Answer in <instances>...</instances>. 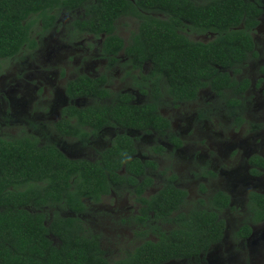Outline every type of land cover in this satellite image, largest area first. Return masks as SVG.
Here are the masks:
<instances>
[{
  "label": "trees",
  "instance_id": "16d2710c",
  "mask_svg": "<svg viewBox=\"0 0 264 264\" xmlns=\"http://www.w3.org/2000/svg\"><path fill=\"white\" fill-rule=\"evenodd\" d=\"M261 7V0H0V61L14 58L25 47L36 48L32 32L39 28V36L48 33L61 12L75 16V35H104L103 53L116 55L124 47L115 34L117 22L135 18L138 31L124 52L136 69L151 64L140 82L145 88L141 94H149L150 101L133 106L127 94L110 93L101 88L100 80L80 76L65 84V95L96 103L86 109H65L68 120L56 125L57 132L82 141L85 126L93 135L106 127H121L170 137L179 148L159 113L161 87L173 103L196 101L199 91L210 89L225 102L237 125L243 124L240 97L250 84L237 78L257 58L253 33ZM183 27L214 38L207 43L191 41L180 33ZM134 154L133 140L125 135L94 162L70 160L53 144L41 145L31 135L0 137V264L198 262L200 255L220 244L227 227L221 216L233 210L229 196L216 193L183 214L187 194L170 177L158 193L145 198L152 185L145 167L151 166ZM122 188L131 189L140 205L135 223L150 228L156 240L144 238L122 259L110 262L99 236L87 232L81 217L87 213L86 201L98 204ZM246 213L235 233L241 240L251 237L252 226L264 223V195L250 193Z\"/></svg>",
  "mask_w": 264,
  "mask_h": 264
},
{
  "label": "rangeland",
  "instance_id": "374dc122",
  "mask_svg": "<svg viewBox=\"0 0 264 264\" xmlns=\"http://www.w3.org/2000/svg\"><path fill=\"white\" fill-rule=\"evenodd\" d=\"M72 18V14L59 13L49 33L39 36V28L32 32L37 43L35 49L25 48L15 58L0 61V137L31 135L41 144L58 145L67 157L94 161L97 159L95 152L106 147L116 132L103 133L89 149H83L74 142L56 137L52 129L61 108L68 104L64 96L65 83L81 70L99 76L106 67L99 55L101 41L92 36L74 35L70 29ZM137 28L136 20L121 19L117 33L127 39ZM185 35L202 43L214 38L212 34L197 35L189 31ZM253 38L257 58L247 63L239 78L250 83L242 112L245 123L240 129L233 127L232 120L225 114L224 104L211 91L204 90L192 104L177 108L168 100L161 104V114L170 120L183 142L177 153L172 155L171 146L154 136H139V157L158 163V171L151 175L154 187L147 197L154 195L170 174L177 177L176 186L189 195L186 210L199 208V200L207 202L217 191L230 195L234 209L221 216L227 226L224 241L218 248L211 249L207 264H264V224L253 227L247 242L235 240L237 229L247 218L248 193L256 189L264 192V179L250 178L247 167L250 157L264 156V15ZM84 63L88 67L85 68ZM135 75L120 66L110 71L109 76L113 92L132 93L140 104L146 99L134 90ZM260 80L261 84L256 86ZM86 104L84 100L74 102L78 107ZM157 144L163 146L166 153L149 156L147 148ZM201 187H205V194L200 192ZM138 208L133 196L120 190L98 205L88 204L87 213L81 217L87 232L99 236L101 249L110 262L122 259L144 238L154 240L150 228L135 223ZM57 212L69 216L61 210Z\"/></svg>",
  "mask_w": 264,
  "mask_h": 264
},
{
  "label": "flooded vegetation",
  "instance_id": "af4514ba",
  "mask_svg": "<svg viewBox=\"0 0 264 264\" xmlns=\"http://www.w3.org/2000/svg\"><path fill=\"white\" fill-rule=\"evenodd\" d=\"M130 1H133V0H130ZM195 1H201V0H195ZM261 3H262V7H261V9H262V14H261V16L259 17V19H258V22H259V24H260V19H261V17L264 15V9H263V7H264V0H261ZM199 4V3H198ZM57 15H59V13L57 14ZM73 15V14H72ZM156 16L155 17H157V18H159V19H162V20H166L167 19V17L165 16V15H162V14H155ZM75 16L73 15V18H72V20H71V22H70V29H71V31H72V33L75 35V31L73 30V27H72V22H73V20L75 19L74 18ZM121 19H127V18H121ZM120 19V20H121ZM129 19H134V20H136L137 22H138V27H139V21L137 20V19H135V18H129ZM119 20V21H120ZM57 21H58V19L56 20V22H55V24H54V26H53V28L55 27V25H56V23H57ZM118 21V22H119ZM118 22H117V24H118ZM259 27V25L257 26V28ZM52 28V29H53ZM256 28V29H257ZM51 29V30H52ZM255 29V30H256ZM50 30V31H51ZM49 31V32H50ZM138 31V28L136 29V32ZM186 31H189V32H191L192 34L194 33V34H197V33H195V32H193L192 31V29H190V28H188V27H183L182 28V30L180 31V33L184 36V37H186L187 39H189L186 35H185V33H186ZM48 32V33H49ZM136 32H134V33H136ZM134 33H132V34H130V36L127 38V39H123L121 36H119L118 35V33H117V25H116V36H117V38H119L121 41H122V44H123V50L122 51H119V52H117V54L116 55H113V54H105V53H103V50H102V47H103V43H104V41H105V36L104 35H100L99 36V38H95L93 35H91V34H82V35H77V36H92L95 40H97V41H101V45H100V51H99V55H100V57L105 61V63H106V67H105V71L103 70V73L102 74H100L99 76H91V75H88V74H85V73H83L82 71L83 70H81V72H80V74H78L75 78H73V79H71V80H75V79H77L78 77H80V76H85V77H88V78H91V79H97V80H100V82H101V88H103L104 90H106V91H109L110 93H113V94H127L128 96H130V98H131V101H130V104L131 105H133V106H142V105H144V104H147L149 101H150V96H149V94H147V95H143V94H141V92H140V90L142 89V90H144L145 88L144 87H141L140 85H141V81H142V77H144V76H146L148 73H149V71H150V69H151V64L150 63H145L142 67H141V69H136L133 65H132V63L130 62V58L129 57H127L126 56V54H125V52H124V49L125 48H127L129 45H130V40H131V36L134 34ZM47 34V33H46ZM197 35H203V34H197ZM204 35H207V34H204ZM189 40H191V39H189ZM191 41H193V40H191ZM194 42H198V41H194ZM202 43V42H201ZM26 48V47H25ZM25 48H23L22 49V51L25 49ZM35 49V48H34ZM256 49V48H255ZM21 51V52H22ZM20 52V53H21ZM19 53V54H20ZM18 54V55H19ZM17 55V56H18ZM16 57V56H15ZM14 57V58H15ZM13 59V58H12ZM122 62H123V64H122ZM83 66H85V68L86 67H88V64H86V63H84V65ZM120 66H124V68L125 69H128L129 70V72L130 73H135L136 75L135 76H133L134 77V81H133V84H134V90L138 93V95H140V96H142L143 98H145L146 100L143 102V103H140V104H138V103H136V100H135V96L132 94V93H124V92H113V88H112V84H111V80H110V71H112L113 69H116V68H118V67H120ZM243 70V69H242ZM241 75H242V73H241ZM241 75L237 78V80L238 81H240V80H247V79H239L240 77H241ZM71 80H68L67 82H69V81H71ZM248 81V80H247ZM66 82V83H67ZM65 83V84H66ZM250 84V83H249ZM261 84V80L260 81H258V83L256 84V86H259ZM161 89H162V101H161V103H160V107H159V113H160V115L163 117V118H165L167 121H168V123H169V129L166 131V133L168 134V135H170V136H172L173 138H176L179 142H180V147L179 148H175L174 146H173V144L171 143V141L172 140H170V137H167V136H165V137H160L158 134H156V133H152V134H144L143 132H141V131H138V130H134V129H125V128H121V127H106V128H104V129H102L101 131H99L96 135H93L92 134V131H91V129L89 128V127H83V132H84V135H83V137H82V141H78V140H76L75 138H72V137H68V136H63L62 134H59L58 132H57V129H56V125L58 124V123H60V121H62L63 119H67L68 120V117H66L65 115H64V111H65V109H67L68 107H75V108H77V109H86V108H88V107H90V106H92V105H94L96 102L94 101V100H92V99H88V98H76V99H69L66 95H65V91H64V96L66 97V100H67V102H68V104L67 105H65V107H62L61 108V110H60V113H59V119L57 120V121H55L54 123H53V125H52V129H53V132H54V134H55V136L56 137H58V138H60V139H62V140H66V141H70V142H74V143H76L77 145H79L81 148H83V149H89L93 144H94V142L96 141V140H98L100 137H101V135L103 134V133H106L107 131H112V132H116V133H114L113 134V136H112V139H111V141H110V143L106 146V147H104V148H102V149H99L98 151H96L95 152V154H96V160H94V161H97V160H99L100 158H101V154H103V153H105L107 150H109V149H111V147H112V144H113V142L116 140V138L117 137H119V136H122V135H125V136H127V137H129V138H131L132 140H133V143H134V148H135V154H134V158H136L137 160H139L140 162H142V163H149L150 164V166L151 167H153L154 166V168H156V170H154L153 168H151V167H145L146 168V171H145V177L147 178V179H150L151 180V182H152V185H151V187L144 193V197L145 198H150V197H152V196H154L156 193H158L163 187H164V184L167 182V179L168 178H170V177H174V179H175V182H174V185H175V187L177 188V189H179L177 186H176V182H177V177L175 176V175H173V174H170L169 176H166L165 177V180H164V183H163V185H162V187L154 194V195H152V196H150V197H147V193L154 187V179H153V177L151 176L153 173H155V172H157L158 171V163L156 162V161H154L153 159H149V158H147V159H142V158H140L139 157V146H140V142H141V138L139 137V136H141V137H151V136H154V137H156V138H158L159 140H161V141H164V142H166L168 145H170L171 146V151H170V153L172 154V155H174L175 153H177L179 150H181L182 149V147H183V142H182V140L179 138V136H178V134H176L175 133V131H174V129H173V126H172V123L170 122V120L168 119V118H166V117H164L162 114H161V111H160V109H161V104L164 102V100H168V101H170V103H171V105L173 106V107H175V108H177L179 105H187V104H192V103H195V102H197V100H198V98H199V95H200V93L202 92V91H204V90H209V91H211L210 89H204V90H201V91H199L198 92V94H197V99H196V101H191V102H177V103H173L172 102V99L165 93L166 92V90H165V88L164 87H161ZM249 89H250V85H249V87H248V89L247 90H245L243 93H242V95H241V97H240V100H241V102H242V104H243V107H242V110H241V118L243 119V109H244V100H245V95H246V93L249 91ZM65 90V89H64ZM212 92V91H211ZM213 93V92H212ZM214 94V96H216L223 104H224V111H225V114H226V116H228V118H230L231 120H232V124H233V127L235 128V130H238V129H240L243 125H244V119H243V124H240V125H237V123H236V121H235V118H233V117H231L229 114H228V110H227V108H226V105H225V102L222 100V99H220L215 93H213ZM82 100H84V101H86L87 102V104L86 105H84V106H81V107H78V106H76V105H74V102L75 101H82ZM109 101H107V103H108ZM102 103H106V101H104V102H102ZM69 123H71V124H73L74 123V119H71L70 121H69ZM133 135H138V136H133ZM40 141V140H39ZM41 144V143H40ZM44 144H47V143H44ZM44 144H41V145H44ZM50 144H53L66 158H68V159H70V160H86V161H89V162H94V161H90V160H87V159H73V158H70V157H67L64 153H63V151L58 147V145H56V144H54V143H50ZM147 150H148V152H149V156H151V154L153 155V156H163L165 153H166V149L163 147V146H161L160 144H157V145H154V146H152V147H150V148H147ZM247 167H248V175H249V177L250 178H252V179H255V180H263L264 179V156L263 155H259V156H252V157H250L249 159H247ZM124 173V170H122V172H121V174H123ZM214 177L216 176V175H213ZM116 190V189H115ZM120 190H124V191H126L129 195H131V196H133V198H134V201H135V195L132 193V190L131 189H127V188H122V189H117L115 192L114 191H112V193H111V195H113L114 193H117L118 191H120ZM179 190H182V189H179ZM182 191H185V190H182ZM186 192V191H185ZM200 192L202 193V194H205L206 193V189H205V187H201L200 188ZM219 192H221V193H224V194H227V193H225V192H222V191H217V192H215L214 194H216V193H219ZM250 193H256V194H259V195H264V192L263 191H261L260 189H256V190H254V191H252V192H249L248 193V195L250 194ZM186 194H187V205L184 207V208H182L181 210H180V212L181 213H183V214H187L188 212H190L191 210H186V208L188 207V197H189V195H188V193L186 192ZM213 194V195H214ZM110 195V196H111ZM212 195V196H213ZM228 196H229V198H230V206L232 207V202H231V197H230V195L229 194H227ZM248 195H247V200H248ZM110 196H107V197H102V199H101V201H100V203L103 201V199H105V198H108V197H110ZM211 196V197H212ZM210 197V198H211ZM200 201V200H199ZM198 201V202H199ZM86 203V206H87V211H88V204H93V205H98V204H100V203H98V204H94V203H91V202H89V201H86L85 202ZM135 203L139 206V208H138V210H137V215H138V211H139V209H140V205H139V203H137L136 201H135ZM246 204H247V201H246ZM233 208V207H232ZM197 209V208H196ZM234 209V208H233ZM192 210H194V209H192ZM232 210V209H231ZM224 214V213H223ZM136 215V216H137ZM262 224H264V223H262ZM261 225V224H260ZM257 226V225H256ZM160 227H162V226H160ZM253 227L254 226H252V230H253ZM164 229H169V227H163ZM227 228V227H226ZM225 234H226V232H225ZM225 234H224V237H225ZM253 234V233H252ZM98 236V235H97ZM252 236V235H251ZM153 238H154V240H149V239H146V240H148V241H155L156 240V238L154 237V236H152ZM251 238V237H250ZM250 238H248V239H246V240H241V239H238V238H235V240L237 239V241L238 242H247ZM144 240V239H143ZM235 240H233V241H235ZM224 241V238H223V240H222V242ZM221 242V243H222ZM142 243V242H141ZM140 243V244H141ZM220 243V244H221ZM139 244V245H140ZM220 244H218V245H216V246H213L211 249H213V248H218L219 247V245ZM138 245V246H139ZM101 246V245H100ZM137 246V247H138ZM211 249L205 254V255H200L199 256V261L198 262H195L194 260H185V259H182V260H179V261H171V262H169V263H166V264H170V263H175V262H181V263H187V264H207V259H208V257H209V253H210V251H211Z\"/></svg>",
  "mask_w": 264,
  "mask_h": 264
}]
</instances>
